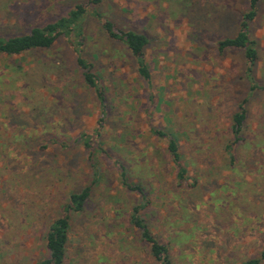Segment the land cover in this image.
Segmentation results:
<instances>
[{
  "label": "rangeland",
  "instance_id": "374dc122",
  "mask_svg": "<svg viewBox=\"0 0 264 264\" xmlns=\"http://www.w3.org/2000/svg\"><path fill=\"white\" fill-rule=\"evenodd\" d=\"M82 1L0 0V36L45 25ZM247 8V0H103L98 9L118 27L148 36L152 78H141L128 48L89 19L83 54L107 88L106 121L93 148L78 136L97 127L100 104L68 42L0 53V264L45 258L48 225L69 192L97 173L85 210L73 216L67 264H156L130 223L145 197L122 184V164L127 180L144 186L143 213L174 264H242L261 255L264 0L251 23L258 89L250 92L242 52L217 46L237 32ZM245 97L246 141L231 166L224 147L231 114ZM151 127L179 133L187 184L176 185L167 139Z\"/></svg>",
  "mask_w": 264,
  "mask_h": 264
},
{
  "label": "trees",
  "instance_id": "16d2710c",
  "mask_svg": "<svg viewBox=\"0 0 264 264\" xmlns=\"http://www.w3.org/2000/svg\"><path fill=\"white\" fill-rule=\"evenodd\" d=\"M103 0H87L76 3L64 15L50 21L42 26H33L23 34L13 36H0V53L8 55L21 54L30 50H42L51 48L56 41L63 39L73 49L76 62L82 71L85 84L92 88L100 104V116L98 125L92 131H83L78 140L86 147L93 148L95 143H100L102 130L107 115V88L101 83V73L94 69L92 61L87 59L83 52L86 44L87 25L90 18H94L108 37L120 41L129 50L134 58L136 71L141 78L151 83V68L146 59V48L150 43L148 36L132 29L118 27L113 21L107 18L98 6ZM248 8L241 14L237 32L232 36H226L218 40L217 46L220 51L237 49L242 52L244 58V78L249 83L250 92L259 88L255 78V66L259 58L257 41L251 35V23L258 14L261 0H247ZM161 99H159L160 101ZM248 97L238 102L236 110L231 114L229 133L230 138L225 144V151L231 166L237 161L236 149L246 141L245 130L247 126L248 111L246 103ZM151 133L160 138L167 139V156L171 168L175 173L177 186L187 184L190 179L188 165L185 155L176 133L171 128H150ZM122 184L132 191L143 193L145 201L136 204L130 212V223L137 228L139 237L148 249L149 255L156 264H174L170 247L167 243L160 241L153 233L143 210L149 205L146 199L144 186L138 183H131L127 180V169L125 165L120 166ZM96 176V174H95ZM95 181L84 186L80 190L70 191L66 202L62 205V214L55 218L47 227L44 235L47 255L39 260L37 264H67L68 245L73 216L82 213L89 202ZM196 180L189 186L196 185ZM264 259V251L259 257L250 258L242 264H260Z\"/></svg>",
  "mask_w": 264,
  "mask_h": 264
}]
</instances>
